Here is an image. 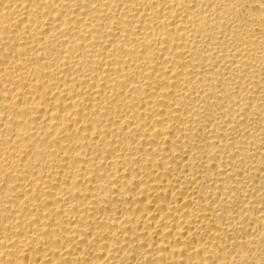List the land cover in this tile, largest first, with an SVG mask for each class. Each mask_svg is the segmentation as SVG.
<instances>
[{
  "label": "bare ground",
  "instance_id": "obj_1",
  "mask_svg": "<svg viewBox=\"0 0 264 264\" xmlns=\"http://www.w3.org/2000/svg\"><path fill=\"white\" fill-rule=\"evenodd\" d=\"M0 264H264V0H0Z\"/></svg>",
  "mask_w": 264,
  "mask_h": 264
}]
</instances>
